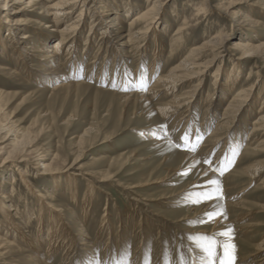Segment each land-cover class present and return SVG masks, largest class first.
I'll list each match as a JSON object with an SVG mask.
<instances>
[{"label":"rangeland","instance_id":"obj_1","mask_svg":"<svg viewBox=\"0 0 264 264\" xmlns=\"http://www.w3.org/2000/svg\"><path fill=\"white\" fill-rule=\"evenodd\" d=\"M230 2L235 4L239 15L226 14ZM53 3L47 4L46 9L53 11L50 7ZM152 3V0H87L82 19L78 17L82 10L80 6L74 10L70 20L61 17L58 28L73 19L80 20L78 26L83 32L79 34L78 42H75L80 48L75 51L73 45L71 57L63 53L60 58L62 64L65 63L64 69L60 67L65 71L64 76H70L73 82L77 79L75 82L83 86L53 92V88L62 80L60 77H30L16 61L11 66L17 70V76L8 77L0 70V89L9 93L4 98V113L0 117L1 124L5 125L0 133V157L10 159L5 163L0 161V193L15 200L20 196L26 197L25 200L31 203L30 208L38 199L31 195L33 187L42 194L48 192L49 195H55L63 209L68 207L64 218L72 226V234L78 238L74 249L64 246L59 248L51 264H125L126 260L129 264H146L149 258L150 264H196L197 257L204 262L205 257L198 256L199 250L190 237L206 229L212 231V225L219 215L209 218L207 214H202L204 204L211 199L192 202L198 192L193 191L195 187L189 186L198 179L203 167L220 179L219 183L224 189L228 188L222 189L221 198L226 203L230 202V206L224 209L226 218L233 224L230 238L218 234L216 239L221 245L227 241L235 246L232 264H244L243 258L252 255L256 245L264 238V136L258 137V141L263 142L262 149L256 148L255 153L244 155L257 119L255 111L264 101V63L258 62V57L244 55L236 46V42L240 41H251L255 46L264 44V25L258 28L245 22L248 13L264 23V0H162L156 5V21L159 26L158 37L161 43L165 42L162 45L163 53L158 56L160 61H155L158 65L153 75L150 70L156 60L153 52L157 47L153 32L144 30L143 34H139L136 40L138 47L133 54L130 52L124 56L123 60L116 58L111 45L105 42L109 39L111 44L121 49L117 42L122 34H129V22ZM202 5L209 8V13L195 17ZM2 9L0 4V20L4 22L6 19L15 21L23 16L20 13H6ZM32 11L30 13L36 19L47 15H39L41 6ZM118 14H124L120 21H117ZM186 22L190 28L184 31L183 39L180 40L183 47L170 58L171 39ZM91 26L94 29L89 36ZM2 27V40H7L9 33L13 40L18 39L8 26L2 24ZM120 27H123V32L118 36ZM53 29L48 30L49 34L55 35L49 40L52 37L55 39L45 41L50 44L51 50L56 49L55 43L60 39ZM105 30L107 33H104ZM27 31H23V34ZM74 34L75 31L69 35ZM217 36H226V39L203 51L205 59L202 62L206 66L195 70L199 75L188 82L184 89H177L176 94L182 95L179 102L190 106L179 123L170 117L172 108L165 110L162 116L152 115L140 104V100L129 102L123 97L124 94H138L137 88L143 77L147 82V90L139 93L148 94L153 106L166 107L172 95L157 98V94H151L149 88L154 81L160 74L166 75L171 67L182 63L190 50L216 43ZM21 46L20 51L25 52V45ZM70 47L71 44L65 45L61 50L66 51ZM127 50L129 52V47L125 48L124 53ZM1 57L7 59L0 47V64L9 65L10 62L2 61ZM73 57L77 61L66 60H72ZM30 61L29 64L35 68L42 64L39 59L32 58ZM79 63H82L81 69ZM235 64L240 69L235 86L239 88L247 84L244 104L241 109L234 108L227 116V126L221 131L225 140L211 150L212 144L207 141L223 120L225 110L234 96V92L226 87V82ZM81 75L83 78H80ZM250 75L252 78H249ZM249 83H254L257 89L250 91ZM45 84L52 90H42ZM5 112L8 119L3 117ZM12 122L13 129L8 132L6 126ZM167 135L170 137L168 144L173 150L200 157L195 165L198 174L195 176L189 171L186 175L181 173L169 178L166 184H154L138 191L127 190L140 181L166 175L160 164L165 156L173 154L172 150L170 148L171 151H167L165 147L155 145L157 142H150V139L152 136L163 139ZM1 137L9 139L6 149L2 148L4 139ZM185 138L188 143H185ZM13 139H24L28 146L15 148L18 143ZM193 146L195 150L189 151ZM243 155L244 161L241 160ZM39 157L45 159L38 162ZM253 164L258 166L257 169H253L251 174H241L242 170ZM186 165L182 164L184 170H187ZM175 166L178 164L175 163ZM69 171L74 172L71 179L77 176L79 200L82 201L91 187L89 195L95 200L87 221H77L74 217L81 215L82 204L75 206L70 203V186L65 180L68 176L61 175L60 180L64 179L60 182L62 186H55L54 180H59L56 176ZM82 171L87 175L79 179L77 173ZM135 199L141 203L137 205L133 201ZM236 203H240V206H231ZM10 205H13L12 202ZM135 209L138 211L137 216L132 215ZM14 213L9 214L11 216ZM138 221H142L140 228ZM33 223L31 226L34 227L36 223ZM27 227L30 225L25 223L24 230ZM81 231L88 236L81 235ZM6 238L11 239L13 236ZM28 255L0 252V264H35L28 259ZM222 259L231 257H224L223 248L218 247L216 264H220ZM259 259L249 264H260Z\"/></svg>","mask_w":264,"mask_h":264},{"label":"bare ground","instance_id":"obj_2","mask_svg":"<svg viewBox=\"0 0 264 264\" xmlns=\"http://www.w3.org/2000/svg\"><path fill=\"white\" fill-rule=\"evenodd\" d=\"M53 1L55 0H0V4L3 7L2 10H4L5 12L7 11L6 13L12 12V13L23 14L22 17L16 19L15 21L6 19V21L4 22V20L3 21L0 20L1 21L0 22V43H1L0 47L2 49L3 54L7 56V59H4L1 57V60L10 62L9 65L6 64L5 66H2L0 64L1 65L0 70H2V73L4 75H7L8 77H10L11 75L17 76L18 75L17 70L13 68V66H11V65H15L13 63L16 61L20 67L23 66L25 73L30 75V77L34 76V77L42 78V76H44L45 78L49 77L48 79H50L51 77L58 79L60 77L62 80L56 84L53 90L51 89L52 87L48 86V84H45L42 88V90H45V91L51 89L53 92L54 91L58 92L59 90H63V89H71L74 87L83 86V84L79 82L77 83L75 82L77 79H75V81L73 82L70 76L68 75L64 76L65 71L63 70L64 69L63 64L65 63L62 64V60L60 58L61 56H63V53H65V56L71 57V50L74 47L73 45H75V51L78 48H80L78 44H75V42L79 38V34L83 32L81 28H79L78 26L80 20L76 21V19H73L72 21L68 22L67 25H65L62 28H58V26L60 25L59 22H60L61 17L62 18L67 17L70 20L72 18V15L74 14V10L78 6L82 7L81 13H79V16H78V17H81L82 19L85 13L84 8L86 7L87 0H61L60 2L58 0L54 3ZM147 1L151 2V0H147ZM152 1L153 3L151 4V6L146 8L141 13L137 14L129 22V26H130L129 34L128 33L122 34L123 27H120V31H119L120 34L118 36H120L121 34L122 35L120 36L117 43L119 44V48L121 47V49H118L116 44H111L109 39L105 40L107 45H111L110 47H111V50H113V52L115 53V57L118 59L121 58V60H123L124 56H126L127 54H130V52H132L133 54V52L135 51V48L138 47L137 45L138 42H136V40L137 38L139 39V34H143L145 32L144 30H146V32H149V33L153 32V41H155L157 47L156 49H154V52H153V56L156 58V60H154V63L151 67V70H150L152 73L151 75H153L155 71L157 70L158 64L155 61H160V58L158 56L163 53L162 45H164L163 42H165L163 41L161 43L160 38L158 37L159 36V32H158L159 26H158V22L156 21L157 20V17H156L157 16L156 15L157 6L156 5L160 3L162 0H152ZM51 2L53 3V5H50V7L53 9V11H49L46 9L47 4H50ZM39 6H41V12L39 15L47 14L46 16L43 17L44 19L42 17L40 19H36L30 13L34 8L39 7ZM1 13H4V12H1ZM208 13H209V8H207L206 5L205 6L202 5L199 7L198 13L197 15H195V17H199L205 14L207 15ZM231 13L234 15H239V12L236 11L235 4L230 2V4L228 5L226 9V14L228 15ZM122 15L121 14L117 15V21L122 20ZM258 19L246 13L245 22L250 23L252 26H257L259 28V27H262L264 23H262ZM2 24H5L6 26H8L9 30L12 31L13 33H16V36L18 39L13 40L11 38L12 34L9 33L8 39L2 40V33H3V28H4L2 27ZM49 28L51 29L54 28L53 32L56 35H59L60 37V39L57 40V42L55 43V46H57L55 50L53 49L51 50L50 49L51 46L49 47L50 44L45 42L49 40L51 36H55V35L49 34V31H48ZM189 28L190 27H188V23L186 22L183 25V27H180L178 29L176 34L171 39L172 42H171V51L169 55L170 58H173L176 52L179 51V49L183 45V44L181 45L182 41L180 40L183 39L182 36L184 35V31L188 30ZM93 29L94 27L91 26L89 30V36L91 35ZM25 30H28V31L25 34H23V31ZM30 30H34V31H30ZM74 31H75V34L73 36L69 35L70 33ZM104 33H107V31L105 30ZM19 34L20 36L18 37ZM53 39H55V37H52L51 40H49V42L52 41ZM224 39H226V36H223V37L217 36L215 38L216 43L205 44L201 46L200 48L190 50L187 55L188 57H186V59H184L182 63H179L178 65L171 67L166 75L160 74L158 76V78L154 81L153 85L149 89H150L151 94L152 92L154 93V95L157 94V98L160 96L169 97V95H172L171 96L172 100L170 101L169 104H167L166 107L161 106L159 108L157 104H154L153 106L151 104V99L148 97V94H144L142 92L139 93L140 91L138 92V94H124L123 97L125 96L124 98H126L129 102L133 100L137 102L138 100H140L141 102L140 104L145 106V108H147V110L150 111V114L152 113V115L154 113V114H159L160 116H162L165 110L172 108V114L170 115V117H174L176 122L179 123L182 117L186 115V113L190 110V106L189 105L185 106L179 102V99L182 95L176 94L177 89L179 88L184 89L185 85L188 84V82L196 79V76L199 75L195 70L196 69L198 70L201 67L206 66V63L204 64L202 62L205 59L203 51L210 46H215L220 41H224ZM236 43H237L236 46L238 47V49L242 51L244 55L248 54L247 55L248 57H258L257 61L258 62L262 61L264 63V44L262 46H255L253 43H251V41H246V42L240 41ZM69 44H71V47L69 48L70 50L69 49H67L66 51L61 50L63 49V46L69 45ZM21 45H25L24 47L25 52L20 51V49L22 48ZM90 45L92 46V43H90ZM126 47H129V52L127 50V52L124 53ZM258 53H261L260 54L261 56L257 55ZM96 56L94 58H96ZM32 58H35L37 60L39 59V61H41L42 64L39 65L38 68L37 67L35 68L33 64L32 65L29 64ZM75 59L76 58L73 57L72 60L70 58L66 60H70V62L71 61L75 62L77 61ZM57 62H59V65ZM79 64H80L79 69H81L80 67L82 66V63H79ZM60 66H62L63 69ZM239 72H240V69L235 64L234 68L232 69V73L228 75V77L230 78L227 79L226 87H228V89H231V91L234 92V96L231 99L230 104L225 110L223 120L220 123H218L216 129L211 133V136L209 140L207 141L208 143L212 144L210 145L212 146L211 150L214 149L215 146L219 145L225 140L224 135L222 134L221 131L223 130L224 127L227 126L226 125L228 123L226 122L227 116L230 115V112L233 111L234 108L238 110L244 104L243 102H244V97H245V89H247L246 88L247 84L241 85L239 86V88L235 86L238 82L237 80L239 79V76H238ZM251 76L252 75H250L249 78H252ZM258 78H262V77L259 76ZM249 87L251 88L250 91H252V89H257L256 88L257 86H255L254 83L250 84ZM250 91H248L249 96H250ZM182 92H184V90ZM8 95L9 93H6L0 89V117L4 113L3 111L4 109L2 108L4 104V98L7 97ZM152 101H154V99ZM260 106L261 107L255 111L256 112L255 114H257L255 119L256 118L257 119L256 121H254V124H253L254 128L250 136V143H249V146L245 148L244 155L245 154L249 155L252 152L255 153V151H257L255 150L256 148H261V149L263 148V145H262L263 142L258 141V137L260 138V136L262 137L264 136V134H262L264 131L263 129L264 101L260 103ZM184 108L186 110L182 111ZM141 109H144V108H141ZM166 115L167 114H165V116ZM3 117L8 119V114L5 112ZM13 124L14 123L12 122L11 125L6 126L8 128L7 129L8 132L12 131L13 126H14ZM4 128H5V125H2L0 122V133L2 132ZM4 138L5 137H1L2 140ZM161 138L162 137H160L159 139V138L152 136L151 139L150 138L149 139H150V142L152 141V143L157 142V144L155 145L165 147L167 151L172 150L173 154L171 156H165L162 163L160 164L164 168V171H166V175L163 177L161 176L156 177L155 179L149 178L147 180L140 181L138 185L132 186L131 188H127V190L133 189L135 191H138L140 189H144L145 187H149L154 184H161V185L166 184L169 178L176 177L183 172H189L188 170L189 168L193 175L196 176L198 174V168L196 169L195 167V165L198 163L199 158H200L198 155L196 154L193 155L190 153L184 154L182 152H178L177 150H173L168 144L170 137L168 136V137H163V139ZM8 140L9 139L3 140V147H2L3 149H6L8 147V144H6ZM13 140L17 141L16 143H18V147H15V148L21 149V148H24L23 146L27 145L24 139H23L24 141L17 140V139H13ZM170 141L172 140L170 139ZM255 144L257 145L255 147H252ZM204 147L205 146H203V148ZM244 155H243L244 158L241 159L242 161L245 160ZM44 159L43 157L41 158L39 157L38 162ZM9 160H10L9 158L4 159L0 157V161H2L3 163ZM180 160L182 162H179ZM175 163L178 164V166H175ZM184 163L187 164L186 165L187 170L186 169L184 170V167H182V164ZM257 167H258L257 165L255 166L253 164L251 165V167L245 170H242L241 174L242 175L251 174V171L253 169H257ZM73 173H74L73 171H69L66 174H62V173L58 174L56 177H58L57 179L59 180L57 181L54 180L55 186L58 188L61 185L60 182L64 180V179L60 180L61 175L68 176L65 180L70 186L69 187L67 185L69 187L68 191L70 192L68 193L70 194L69 196L71 197L70 203H72L75 206H77V204H82L81 205L82 207L80 206L81 215L80 214H78L79 216L74 215V217L77 218V221H81V219H83L82 221H87L88 219L87 217L89 216V212L91 211L90 209L94 207L95 199L93 200L94 197L92 195H89V192L91 191L90 190L91 187H89L87 189L88 194L83 196L82 201L79 200L77 195H79L80 187L76 185V180H77L76 175H75L76 179L74 180L71 179L72 176L74 177ZM77 175L79 176V179H80V176H85L87 174H85L84 171H82V173L80 174L77 173ZM229 177H232V176H229ZM212 181H215V183H211ZM219 181L220 179L218 177L209 173V169H207L206 167H203L198 179L191 182V185L189 186L190 188L195 187L193 188V191L198 192V193H204V192L213 193L211 200L209 202L206 201V203L204 204V209L202 211V214L216 212V213H219L218 214L219 216L216 218V220L214 221L212 225L213 226L211 229L212 231H207L206 229L204 232H201V234L215 235L216 237L218 234H220L223 231L228 230L233 225L232 222H230L226 218V214H224V209L230 206V202L226 203L221 198L222 196L221 194L223 191L222 189H224V187L221 183H219ZM29 185L31 184L29 183ZM0 188H2L1 185H0ZM217 188L219 189L218 191H217ZM37 189L33 187V190L31 193V195L38 198L36 200V204L35 205L32 204L33 208L32 207L30 208L29 204L31 203H28L27 200H25L26 197L23 198L22 196H20L19 199L17 197V200H15L14 198H10L6 194L0 193L1 194L0 195V252L2 254H7L10 252L11 253L18 252L21 254L27 253L29 254L28 259H30V261L33 260L34 262H36L35 264H51L52 262L50 261H53L55 259V256H57L59 252L58 251L59 248H62L64 246V247L74 249V246L78 238H76V236L72 234L73 228L70 224L67 223V219L64 218L68 207L66 209H63V206L59 205L60 204L58 203L59 200L55 197V195H49L48 192H47L48 195L47 194L45 195V194H42ZM224 190H228V188ZM138 200L135 199L133 201L136 202L138 205L141 203V201H138ZM10 202H12L13 204L12 206L10 205ZM236 205L240 206V203L231 204V206H234V207H236ZM8 208L9 210H7ZM20 210H23V212L21 211L20 213ZM8 212L9 213L15 212V213L13 215L11 214L10 216ZM72 212L73 214L76 213L75 210H73ZM132 215H136V216L138 215L137 209H135V212ZM32 222L36 223L34 227L31 226ZM25 223L28 226L30 225V227L25 228L26 230H24ZM141 223L142 221L137 222L138 228L141 227L140 226ZM80 234L88 236L87 234H85V232L84 233L82 232ZM48 235H49V240L47 239ZM7 236H13V238L11 239L6 238ZM80 240H82V237H80ZM20 242L26 246L25 247L21 246ZM96 243L100 245V242L96 241ZM198 256L204 257V255L200 252ZM258 258H260L259 259V262H261L260 264L262 263L264 264V238L256 245L254 253L247 257L245 256L242 261L244 262V264L245 263L249 264V262L254 261ZM195 262L196 264H207L206 260L203 262L202 259H200L199 257L195 258ZM87 264H91V263L88 262Z\"/></svg>","mask_w":264,"mask_h":264},{"label":"snow or ice","instance_id":"obj_3","mask_svg":"<svg viewBox=\"0 0 264 264\" xmlns=\"http://www.w3.org/2000/svg\"><path fill=\"white\" fill-rule=\"evenodd\" d=\"M80 78H83L81 75ZM139 91H146L147 90V82L144 81V78L141 77V83L140 86L137 88ZM185 143H188L187 139L185 138ZM195 146L189 149V151H194ZM206 163H211L210 161H205ZM190 171V168L188 169ZM183 175H186L187 172L182 173ZM211 183H215V181H212ZM219 189L217 188V191ZM213 196V193L211 192H204V193H197L195 198L192 200L193 203H200L203 200L211 199ZM219 213L212 212L208 213L207 215L209 218L218 215ZM230 232L231 229H228L226 232L220 233L221 236H228L230 238ZM190 239L193 240V243L196 246V249L199 250L200 253L204 254L205 260L207 261V264H216V249L218 247L223 248V254L224 257H231V259H222L220 261V264H232V261L234 260V253H235V246L227 241H225L222 245L217 241L215 235H208V234H198L195 237H190ZM125 264H129V262L126 260ZM146 264H150V258L146 260Z\"/></svg>","mask_w":264,"mask_h":264}]
</instances>
